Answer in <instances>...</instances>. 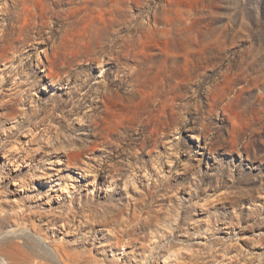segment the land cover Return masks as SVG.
<instances>
[{"label":"rangeland","instance_id":"374dc122","mask_svg":"<svg viewBox=\"0 0 264 264\" xmlns=\"http://www.w3.org/2000/svg\"><path fill=\"white\" fill-rule=\"evenodd\" d=\"M166 261L264 264V0H0V264Z\"/></svg>","mask_w":264,"mask_h":264},{"label":"bare ground","instance_id":"6f19581e","mask_svg":"<svg viewBox=\"0 0 264 264\" xmlns=\"http://www.w3.org/2000/svg\"><path fill=\"white\" fill-rule=\"evenodd\" d=\"M8 155V154H7ZM25 188V187H24ZM181 250H183V249H181ZM180 250V251H181ZM175 251V250H174ZM10 255L12 256V257H15L16 256V253L13 251V250H11L10 251ZM164 264H169L167 261L166 262H164Z\"/></svg>","mask_w":264,"mask_h":264}]
</instances>
